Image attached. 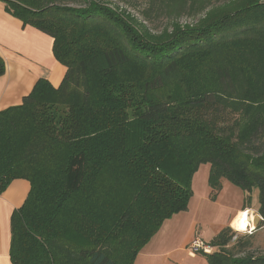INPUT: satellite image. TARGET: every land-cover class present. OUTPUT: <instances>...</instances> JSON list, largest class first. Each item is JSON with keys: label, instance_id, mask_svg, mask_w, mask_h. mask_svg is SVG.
Instances as JSON below:
<instances>
[{"label": "trees", "instance_id": "obj_1", "mask_svg": "<svg viewBox=\"0 0 264 264\" xmlns=\"http://www.w3.org/2000/svg\"><path fill=\"white\" fill-rule=\"evenodd\" d=\"M0 1L67 70L0 111V196L31 185L11 219L13 264H134L188 210L203 164L211 200L224 180L258 190L264 223V0H148L144 23L111 0ZM153 13H170L161 33ZM234 235L213 241L209 264H264Z\"/></svg>", "mask_w": 264, "mask_h": 264}, {"label": "crops", "instance_id": "obj_2", "mask_svg": "<svg viewBox=\"0 0 264 264\" xmlns=\"http://www.w3.org/2000/svg\"><path fill=\"white\" fill-rule=\"evenodd\" d=\"M53 44L54 40L50 36L31 26L24 27L22 21L8 13L5 4L0 1V56L5 60L7 68L5 75L0 77V111L21 105L40 79H47L56 88L60 86L67 70L55 59ZM228 182L223 181L224 190L233 185ZM236 187L231 189L236 196L235 203L223 205L222 212L216 205L221 207V204L214 203L207 196L211 191L209 185H205L202 201H194V185L195 194L188 210L167 220L139 253L134 264H185L183 255L197 258L198 255L194 257L188 252V247L200 234L194 231L197 222L190 226L193 212L202 218V227L206 226L207 219L220 220L211 225L214 227L206 226L201 233V239L211 244L222 231L234 228V222L241 215H249L250 227L256 228L251 235L253 246L264 250V223L259 214L258 191L254 190L249 195ZM30 190L28 181L15 180L0 196V264H13L10 255L11 219L13 213L24 205ZM248 197H251L250 204H247ZM254 197L257 198L255 204L252 203Z\"/></svg>", "mask_w": 264, "mask_h": 264}, {"label": "rangeland", "instance_id": "obj_3", "mask_svg": "<svg viewBox=\"0 0 264 264\" xmlns=\"http://www.w3.org/2000/svg\"><path fill=\"white\" fill-rule=\"evenodd\" d=\"M113 2V4H116V5H119V8L120 9H125L128 11V13H131L133 14L134 17H136L140 22H145V11H147V6H148V0H142V1H138V0H111ZM170 16V13H159L158 15H155L154 13L152 14L151 16V22L148 21V24L147 26L152 29L153 31H155V33H161L162 31H164V29L168 28V26L170 25V20H171V17ZM192 20H189V19H186V18H183L181 20V22H191ZM210 164H203L200 166V168L198 169V171L194 174L193 176V179H192V190L194 188V185H195V192H196V195H195V200L196 202H201L202 201V196H203V190H205V185H209V177H210ZM228 182V181H227ZM228 183H231V182H228ZM232 185V184H231ZM233 187V188H232ZM234 185L232 186H227L226 189L224 191H221L222 193H219V195L217 196V198L214 201V203L218 202L221 204V207L217 205L218 209H220L222 212H223V208L225 204H232V203H235L236 201V196L234 195L233 193V190L231 189H234ZM236 189H239L236 187ZM241 189H239L240 191ZM258 191V190H256ZM210 193L211 191L209 192V194L207 196H209L210 198ZM194 190H193V196H194ZM257 195H258V202L260 204V192L258 191L257 192ZM193 198V197H192ZM252 203L255 204L257 203V198L254 197L252 198ZM215 207V206H214ZM215 207V208H217ZM219 211V210H218ZM219 211V213L222 215V212ZM205 217V216H204ZM249 217V215H248ZM222 218V217H221ZM202 218H199V216H196L195 212H193L192 214V221L190 223V226H193V224L195 222L196 225H194V231L197 232V233H200V234H197L198 237L201 238V233L204 229H206V226H209L210 228L211 227H214V226H211L212 224H217L220 220L217 219V220H210V219H207V224L206 226L202 227ZM232 231L234 232V228L232 227L231 228ZM237 230V229H236ZM211 232V229L209 230ZM240 237H245V238H249L251 237V235H248L246 232H240L239 233V238ZM214 246V245H213ZM197 258H189L188 256H185L183 255L182 257L185 258V264H209V261L207 259V257L205 256V254H197ZM192 257V256H190Z\"/></svg>", "mask_w": 264, "mask_h": 264}, {"label": "built area", "instance_id": "obj_4", "mask_svg": "<svg viewBox=\"0 0 264 264\" xmlns=\"http://www.w3.org/2000/svg\"><path fill=\"white\" fill-rule=\"evenodd\" d=\"M263 221V219H261ZM249 229L246 231L248 235H253L256 231V228H251L250 225ZM235 235L233 236V242H237L239 239V231L234 229ZM218 250L217 247L213 246L211 243H207L202 240L200 237H196L192 244L188 247V252L190 255L195 256L197 254H212Z\"/></svg>", "mask_w": 264, "mask_h": 264}, {"label": "bare ground", "instance_id": "obj_5", "mask_svg": "<svg viewBox=\"0 0 264 264\" xmlns=\"http://www.w3.org/2000/svg\"><path fill=\"white\" fill-rule=\"evenodd\" d=\"M234 229L239 232H246L249 228V217L247 214L242 215L234 222ZM254 227V226H253Z\"/></svg>", "mask_w": 264, "mask_h": 264}]
</instances>
